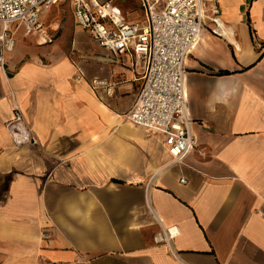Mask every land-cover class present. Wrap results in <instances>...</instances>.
Masks as SVG:
<instances>
[{"label": "crops", "instance_id": "obj_1", "mask_svg": "<svg viewBox=\"0 0 264 264\" xmlns=\"http://www.w3.org/2000/svg\"><path fill=\"white\" fill-rule=\"evenodd\" d=\"M100 1L144 23L141 0ZM68 3L59 36L54 9L47 35L12 24L0 63V264H264V0H217L221 35L205 21L185 62L194 144L179 161L126 116L144 61L100 46Z\"/></svg>", "mask_w": 264, "mask_h": 264}, {"label": "built area", "instance_id": "obj_2", "mask_svg": "<svg viewBox=\"0 0 264 264\" xmlns=\"http://www.w3.org/2000/svg\"><path fill=\"white\" fill-rule=\"evenodd\" d=\"M141 1L143 24L119 19L100 0H0V22L4 25L0 63H5V52L13 51L16 45L12 24L23 26L27 34L47 35L42 13L58 3L71 2L78 25L100 46L114 55L132 50L135 60L144 61L143 85L126 116L161 134L172 161H179L194 144L186 111L185 62L206 20L213 24V33H224L221 8L217 0ZM95 85L108 84L98 80ZM21 119L18 111L11 127Z\"/></svg>", "mask_w": 264, "mask_h": 264}, {"label": "rangeland", "instance_id": "obj_3", "mask_svg": "<svg viewBox=\"0 0 264 264\" xmlns=\"http://www.w3.org/2000/svg\"><path fill=\"white\" fill-rule=\"evenodd\" d=\"M121 3H124V0H119ZM51 9H54L52 10V13L51 11L49 13L46 14V25L47 27L52 25L51 27H48L49 30L51 29L52 30V34L54 33H58V36L61 34V31L63 30V27H64V23L66 22V19L67 18H70L71 16V12H72V7L70 5V3L68 2H62V3H59L58 5L56 6H52L50 9H47V10H51ZM46 10V11H47ZM55 12V13H54ZM52 28H56L55 30L57 31H53ZM23 29L21 28L20 31L18 32V34L20 35L22 33ZM29 35H27V37L23 38L24 40V44L27 45V46H33V47H37V46H42L37 40L36 37H28ZM105 67L103 65H97V64H92L91 65V68H90V71L91 73L93 72H96L97 70H99L97 73L98 74H103V69Z\"/></svg>", "mask_w": 264, "mask_h": 264}, {"label": "trees", "instance_id": "obj_4", "mask_svg": "<svg viewBox=\"0 0 264 264\" xmlns=\"http://www.w3.org/2000/svg\"><path fill=\"white\" fill-rule=\"evenodd\" d=\"M223 74H227L228 72H222Z\"/></svg>", "mask_w": 264, "mask_h": 264}]
</instances>
